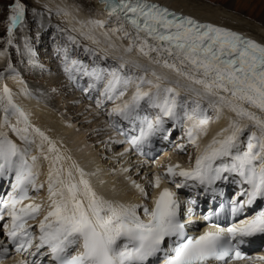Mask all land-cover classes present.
Instances as JSON below:
<instances>
[{"label":"snow or ice","instance_id":"snow-or-ice-1","mask_svg":"<svg viewBox=\"0 0 264 264\" xmlns=\"http://www.w3.org/2000/svg\"><path fill=\"white\" fill-rule=\"evenodd\" d=\"M103 2L108 6L109 18L114 17L118 25L111 31L121 32L123 38L130 40L126 52L136 48L149 58L150 63L174 73L177 77L175 84L200 97V100L209 101L217 113L216 119L220 118L224 108L237 117L230 120L228 127L217 133L203 152L197 155L194 168L177 171L179 165L169 166L168 174L173 178L183 177L185 183L196 181L201 185L227 180L224 173L238 176L240 179L233 182L248 187H242L239 193L246 199L233 201V218L244 214L246 208L264 202V118L245 107L248 105L264 112V45L234 31L179 15L151 0ZM6 7L11 13L8 16L7 43L12 45L13 30L23 25L26 9L19 0H12ZM94 23L104 27L102 21ZM25 49L31 52L27 43ZM3 55L0 52V56ZM71 63V69L65 67L70 79L74 78L71 72L75 70L100 82L107 71H88L79 67L77 61ZM123 67L121 64L120 68ZM8 69L15 72L10 63ZM151 74L156 83L145 80L143 76L137 77L139 83L130 101L112 109L113 113L125 120L138 117L141 101L159 109L160 114L154 122L147 116L142 118L140 134L131 139V144L139 145L157 130L156 126L163 123L162 117L177 118V109H186L191 104L190 111L184 112L187 119L193 121L186 135L190 144L198 146L197 137L206 134L212 118L206 114L200 100H181L175 88L162 86L160 81L168 80V76L157 74L155 70ZM108 75L110 78L103 91L108 100L114 99L119 88H127L133 82L132 77L121 75L119 69H112ZM0 79H3V73H0ZM181 80L186 83L181 84ZM144 83L152 84L156 91H142ZM123 95L124 91L121 90L115 98ZM0 110L4 113L0 122V179L14 174L12 191L6 198L0 195V222H5L7 218L10 223L5 222L0 228L17 252L50 256L55 264H152V258H156L157 264L161 260L162 264H230V261L245 259L238 248L239 244L245 243L244 238L264 236V206L232 223L227 227V235L205 231L199 236H189L181 220V204L168 188L159 194L152 209L144 207V214L149 217L144 222L137 213L138 206L114 205L96 195L84 179L82 169L74 164L64 169L61 162L65 157L40 129L28 123L26 114L14 103L13 94L6 85L0 92ZM11 116L16 117L12 131L26 145L35 142L30 138L34 133L40 138L38 147L41 151L46 142L47 152L55 153L44 156V159L50 160L48 194L52 210L39 222L40 235L35 244L33 241L36 237L25 225L28 219L36 218L40 205H21L30 198V186L38 190L37 173L33 171L37 157H31L32 163H29L28 147L20 148L8 139L3 129L9 125ZM241 119L249 120L251 125L241 127ZM21 123L24 126L18 127ZM246 131L248 134L245 137ZM72 167L79 173V182L75 181ZM65 172L67 180L64 178ZM160 179L156 177L155 187L160 186ZM172 182L175 183V179ZM135 186L140 188L138 184ZM183 186L184 183H176L177 188ZM33 248L35 251H29ZM44 248L48 251L41 252ZM74 249L79 250L72 254ZM8 252L9 248L0 239V254ZM18 264H28V261L21 260ZM31 264H40V261L33 260Z\"/></svg>","mask_w":264,"mask_h":264},{"label":"bare ground","instance_id":"bare-ground-1","mask_svg":"<svg viewBox=\"0 0 264 264\" xmlns=\"http://www.w3.org/2000/svg\"><path fill=\"white\" fill-rule=\"evenodd\" d=\"M28 1L40 12L41 10L43 11L47 10L50 14H52V17H54L55 21L61 22L63 24V27L68 31L69 34H71V36H75L78 39L80 38L82 40L81 42H83L87 46V48L99 50L101 53H103V55L115 58L120 65L121 64L124 65L125 62L130 63L134 67L135 66L137 67V65H140V67H137L140 76L144 77V75H146L147 72L152 76L151 74L152 70H155L157 74L166 75L169 77V79L163 80L162 82H164L167 85V87L175 88L176 91L179 92V94L181 91H184L185 94L187 95H190V96L193 95V99L200 100V97L195 96V94L186 91L184 87H181L174 83V81L177 79L174 73L170 72L167 69L160 67L159 65L150 63L149 58L143 56L138 51V49L133 48L131 52L125 51V49L130 44V40L127 38H123V33L121 32L114 33L111 31L112 28L118 27V25L114 22V17L110 19L108 15L106 14L105 10L103 9L105 5L103 4L104 3L103 1L102 2H99L98 0H28ZM155 1H159L162 4H165L176 11L193 16L194 18L198 20L209 21L212 23L220 24L222 26L234 29L264 44V15L259 16L257 21L254 22V24H252V22L249 23L245 19V17H243L241 14L240 15L236 14L230 5L231 3L225 4L219 7L218 6L213 7L201 0H155ZM50 19L52 20V18ZM96 21L104 22V27H100L96 23H94ZM39 38H40V42H43L41 41L42 39H44L43 36L40 35ZM47 40L48 39L44 40V43H46ZM55 51H56V48L54 47L52 49H49V52L46 53V55L42 54V57L40 60H43L44 62L46 61V64L43 66L41 64L35 63L34 60H29V62H31V65L35 67H41L42 71L43 70L45 71V69L47 70V68H52V71L50 73H47L45 71V75H44L45 78H42V76L38 74L37 76L32 75V78H35L36 80L38 79L42 81L43 80L49 81L50 83H53V86H57V87H58L57 81L59 82V80H61L62 82V80L64 79L66 82L69 83L68 85L73 90L80 89L79 93L78 94L75 93L74 96L71 98V101H70L71 107H69L70 106L69 105L68 108H66V110L69 112L74 110L73 114L69 113V115L66 116L65 114H63V112L61 113L60 111L61 108L58 107L57 99L56 101L52 99L46 90L42 91V88H37V85H35L32 89L25 86L22 80L25 79L23 76H25L26 78L27 77L29 78L28 74H25V73H24L25 75L20 74L21 76L20 75H19L20 77L18 76L20 79H18V77L15 78L16 73L14 74V72L7 71L9 70V69H6L7 60L3 56H0V70H3L2 71L3 79H0L1 80L0 92H2V89L5 85L11 90L13 94L14 103L18 105L23 110V112L26 114L28 118V123L33 128L40 129V131H42L51 141L55 143L56 148L59 150V153L63 157H65V159L61 162L63 165V168L68 169L74 164L78 168L82 169L83 172L85 173L84 179H86L89 182L90 187L92 188V190L96 193L98 197H101V193L106 187L105 182L102 180L106 179L110 182L114 181L116 183V179H117L116 177L118 176L120 179H119V184L117 185V187H118L120 194L118 197L117 190L113 189V191H111V194H110L112 199H115V198H120L122 200L125 199L124 201L127 206L128 205L138 206L137 213L140 209H142V212L139 213L138 215L140 216L141 220L146 222L148 220V217L144 214L143 209L144 207H147V208L150 207V205L153 202L154 194L161 191L162 188H166L167 180L165 179L164 173L159 172L161 173L160 174L161 177L159 176L161 178L160 186L155 187V179L157 177V175L155 174L156 172L153 169L151 171H148L147 165L149 162L146 161L145 159L142 160L137 157L134 158L136 160L134 161V164L135 163L137 164H135V166L132 167L133 169L132 173H135V176L133 178V181L130 180L132 179L131 178L132 176H131V172H129L128 170L131 168L133 162H130L131 160L129 161L125 159L127 156H132L131 154H133L131 153V151L129 153L128 150L133 146L131 144V139L133 137H138L140 134L139 129L141 126V122H139L138 124H135V120H126L130 124L134 125L133 129L129 131V130H126L127 126L117 118L119 121L118 124L122 123L123 130L120 131L119 128L117 129L116 127L112 129L110 127L105 128V131H104L105 133H102V136L100 138L94 139V141L96 143L98 141V143L96 144L97 148L96 149L93 148L91 145L92 142L88 143V140L86 139L95 133V131L101 125V123L104 122V118H102L101 116L92 117V116H98L101 114L100 110L96 109L98 106L95 108L97 111L96 113L97 115H96L94 113V110L93 112H91V110L94 108V107L93 108L91 107L92 105L89 106L90 104L88 105L82 102L83 100H86V98H88V95L90 96V94L87 93L86 91L85 92L81 91V87H82L81 79H83V77L78 76L80 75L79 72L78 74H76L75 70H73L71 72V76L74 78L70 79V73L65 71L66 66L71 69L73 67L71 62L77 61V60L76 59L69 60L67 58L68 57L67 55L68 51H67L66 53H62L60 55V62H57V61L55 62V59H54ZM61 52H62V49H61ZM40 53H42V51ZM64 57H66V60L63 61L62 59H64ZM120 65H119V68H120ZM78 66L82 67L81 65H78ZM38 69L37 70L35 69L34 71L39 72ZM120 69L122 70L123 68H120ZM126 69L127 68H125L124 71ZM145 69H147V71H145ZM84 77L88 78L89 76H84ZM144 78L145 80H149L146 77ZM184 83L186 82L181 80V84H184ZM36 90H39L43 93L42 95L43 99L39 98L34 93V91ZM141 90L155 92L156 89L152 86V84L144 83L141 86ZM115 96H118V94L115 93L114 98ZM100 98L102 99V102H104L103 94L100 95ZM91 101H93V98ZM200 101L204 102V105L210 106L208 100H200ZM114 102H117V100H115ZM91 104H93V102ZM86 105H88L90 109L87 108L80 115H84L86 118H88L87 119L88 123L86 122L88 124V127L84 130L82 129L80 130L77 126L79 123L78 121H80L79 120L80 118L79 116L77 117L75 113H78L80 109H82V107L84 108ZM116 106L117 105H115L114 107ZM245 107L248 108L249 111L256 113V115L260 116L261 118H264V112H260L258 109L250 107L248 105H245ZM3 116H4V113L0 115V122L3 121ZM233 119H237V117L235 116V113L229 111L227 108H224L220 112L219 119H216V115H215L214 118L211 119L210 123L207 125V131L209 130V132L206 131V134H200L197 137V145H198L196 147L197 155L203 152L204 148L212 141L213 137H216V134L218 132L222 131L220 130L222 128L221 126L225 125L226 123H229L230 120H233ZM81 121H84V118L81 119ZM107 122L105 120V123H103L104 127ZM190 123L191 122H189V124ZM239 123L241 127H249L251 125V122L247 119H241ZM189 124H187L186 126H188ZM12 125H16L15 116L10 117L9 125L3 129V131L7 134L8 139H10L13 143H15L20 148L28 147L29 163H32L31 157L33 156L37 157L34 167H33V171L37 173L36 185H37L38 190L37 189H34V190L38 193V195L37 196L29 195L30 198L27 200H24L21 205V206L27 205V204L40 205V214H37L35 219H28L25 225L26 228L32 231L34 237H36V239L33 241V243L35 244L38 242V237L40 235L39 227H38L39 222L44 218V216L47 214L48 211L52 210L51 200L49 199V194H48V172H49L50 160L44 159V156L45 155H49V156L55 155V153L50 154L47 152L48 144L46 142L43 146V151H41V149L38 147V145L40 144V138L39 136H36L34 133H32L30 138L34 139L35 142L32 144L26 145L25 142L22 141L15 132L12 131V128H11ZM17 126L23 127L24 125L21 123ZM124 126H126L125 129H124ZM29 131L31 132V128L29 129ZM163 132L165 133V130ZM168 134L169 133L166 134V137H168ZM213 134H215V136H213ZM247 134L248 132L246 131L244 136L246 137ZM174 136L175 134L172 135V138H170V141H168L167 144H164L166 150L170 152L168 156H170L171 154L173 155V158L169 159L164 164L167 165L168 167L169 166L175 167L176 165H179V168L176 169L177 171H179L180 169L188 170V169L194 168L195 164L193 166L191 165L190 167H188V165H186L188 163L185 164L184 161L182 164L175 163L176 161L174 159V156L176 157L177 155L178 157L179 155L184 153L186 150H188L189 146L192 144H190L189 142H186L178 149H175V144L171 145V139H173ZM101 138L104 140L102 141ZM150 138H152V134L147 139L142 141L139 145L143 146L144 144H147ZM243 138L244 137H242V139ZM100 141L101 143H99ZM180 141H184V140L180 139ZM180 141H177V142L179 143ZM120 144H123V147L121 149L117 147ZM105 149H107L108 153H106ZM96 151H102L103 154L107 155V157L104 160L100 161V158L96 156L97 155ZM166 154H167L166 152L163 154L162 156L163 160L165 158H168ZM89 155H95V158L92 162L89 160L87 161L85 159V157H88ZM99 161L101 162V164ZM95 163H97V165ZM160 163L161 161L158 159L157 164L160 165ZM154 164L155 163H153V165ZM163 168L165 169V166ZM95 169L101 170V172L97 173L99 175H94ZM71 170L73 172L75 181L79 182L80 176H79V173L76 172V168L72 167ZM140 174L142 176H140ZM147 176L149 177L147 178ZM64 178L65 180H67L66 172L64 173ZM177 178H180V176H177ZM133 182H135V184ZM12 183H14V174L7 176L3 179H0V195H3L6 198L7 194L12 191L11 189ZM176 183L186 184L184 182V179H180L179 181H176ZM136 184L140 185V188H137L135 186ZM40 185H43V187H39ZM189 186H191V189L189 191L191 196L188 198V202L190 201L192 203H190L189 205V203L186 201V203L184 204V207H185L184 223H188L194 219L192 216V212L197 209L196 204L198 203V201H195V199L199 196L198 190L195 189L194 184L189 183ZM241 186L244 188L248 187V185H241ZM82 187L83 186L81 185V188ZM218 187L219 186H216V188ZM30 188L32 187L30 186L29 189ZM141 189H143V191H141ZM173 193L175 194V197H177L178 199L181 198V201L184 200L182 199V196L181 197L176 196L177 193L175 191H173ZM56 198L59 199V197H56ZM109 199L111 198H105L104 200L110 201L114 205H119L115 203L113 200H109ZM142 216H146V218L142 219ZM5 222L10 223V221H8L7 218ZM5 222H0V225H2ZM0 235H3V230H2V234L0 231ZM33 249H30V250H33ZM77 250L79 249H76V251ZM47 251H48L47 248L41 249V252H47ZM37 255H38L37 260L42 261L40 264H50L48 262L49 259H46L47 256H40L39 254ZM17 256H18L17 258L18 261H21L24 259L29 262L31 259V255H29L28 252H17L14 258H16ZM8 261L11 263L13 259L12 258L11 260L10 258L2 259V261H0V264H10V263H7ZM152 264H155V263H152Z\"/></svg>","mask_w":264,"mask_h":264},{"label":"rangeland","instance_id":"rangeland-1","mask_svg":"<svg viewBox=\"0 0 264 264\" xmlns=\"http://www.w3.org/2000/svg\"><path fill=\"white\" fill-rule=\"evenodd\" d=\"M201 1L206 2L207 4H209L210 6H213V7H217V6L219 7V6H223L225 4L231 3L230 5L233 8V11L236 14H239V15L241 14L243 17H245V19L249 23L252 22V24H254V22L257 21L259 16L264 15V0H201ZM19 2L23 5H25V9H26L25 19H24L22 26H18L16 29L13 30V44L9 45L7 43V40H8L7 25L9 23L8 16L11 13H10V9L7 8L6 6L10 5L12 3V0H0V52L4 53L3 57L7 60L6 69H8V64L10 63L12 65V67L15 69V72H14V74L16 73L15 78H17L20 74L21 75L22 74L23 75L28 74L30 79L28 77L26 78L25 76H23L25 78L24 80H22L24 85L29 87L30 89H32L35 85H37V88H42V91L46 90L52 99H54L55 101L57 99V104H58V107L61 108V110H60L61 113L63 112V114H65L66 116L69 115V113L73 114L74 110L69 112L66 110V108H68V106L70 105L71 98L74 96L75 93L78 94L80 89L79 90H77V89L73 90L68 85L69 83L66 82L64 79L62 80V82H61V80H59V82L57 81V84H58V87H57V86H53V83H50L49 81H44V80L42 81V80H38V79L36 80L35 78H32V75L37 76V74L41 75L42 78H45V76H44L45 71L47 73H50L52 71V68H47L48 71L46 69H45V71L44 70L42 71L41 67H35V66L31 65V62H29V60H34L35 63H37V64H41L42 66L45 65L46 61L44 62L43 60H40V59L42 57V54L46 55V53L49 52V49H52L54 47L56 48V51L54 54L55 55L54 56L55 62L56 61L60 62V55L62 53H66L68 51V53H67L68 57L67 58L69 60L76 59L77 62L79 61L78 65H81L83 68H87L88 71H92L93 69H97V70L106 69L107 70L103 73L104 79L100 82H97L92 77L85 78L84 77L85 75H83V72H81V71L79 72L80 75H78L79 77H83V79H81V85H82L81 91H83V92L86 91L87 93L90 94V96L88 95V98H86V100H83L82 102L84 104H88V105L90 104L89 106L92 105L91 107L92 108L94 107V108L91 110V112H93V110H94L95 114L97 113L96 109H99V110L101 109L103 114L106 111V107L103 106L102 99L100 98V96H98V94H100V95L103 94V90H102V93H99V90L101 89L104 81H106V79L110 78L108 75V72H110L112 69H119L121 75L132 77L133 82L131 84H129L127 86V88H130L132 85L136 84L137 77H141L139 74L138 68L136 66L134 67L133 65H131L129 63L131 68H127L125 71H123L119 68L120 64L118 63V61L115 58L103 55V53H101L99 50L87 48V46L83 42H81L82 40L80 38L78 39L75 36H71V34H69L68 31L63 27V24L61 22L55 21L54 17H52V14H50L47 10H44V11L41 10V12H40L28 0H19ZM36 11H37V13H36ZM45 12H47V13H45ZM50 18H52V20ZM43 31H45V32H43ZM40 35L43 36V38H44L41 40L43 42H40V38H39ZM69 37H72V39L70 40ZM46 39H48V40L46 43H44V40H46ZM39 42H40V44H39ZM26 43L31 48V52H28L25 49ZM34 44H38V48ZM18 49H19V51H18ZM61 49H62V52H61ZM41 51H42V53H40ZM69 52H70V54H69ZM24 57L26 58V60ZM62 60L63 61L66 60V57H64V59H62ZM69 63H70V61H69ZM34 68L36 70L39 68L38 69L39 72L34 71L35 70ZM31 69L33 70V72ZM2 71L3 70H0V73H3ZM7 71H10V70H7ZM75 73L78 74L77 71H75ZM19 77H18V79H20ZM144 77H146L147 79H149L155 83L157 82L155 77H153V76L148 77L147 73H146V75H144ZM0 82H1V80H0ZM160 82L163 85L164 82H162V81H160ZM90 85H94V87H90ZM127 88H119L118 91H121V90L126 91ZM34 93L39 98L43 99V96H42L43 93L41 91L36 90V91H34ZM92 97H93V101H91ZM67 99H68V101H67ZM114 99H116V98H114ZM180 99L181 100L188 99L190 101L195 100V99H193V96L192 97L191 96H187V97L182 96V97H180ZM65 101H67V102H65ZM92 102H93V104H91ZM66 103H68V104H66ZM80 103H79V105H80ZM200 103H201L202 107L206 109V114L209 117L213 118L212 110L207 105H204L203 102L200 101ZM88 105H86L84 108L82 107V109H80V111L78 113H75L76 116L77 117L79 116V118H80L79 119L80 121H78L79 123L77 125L80 130L81 129L84 130L88 127V124H87L88 118H86L84 115H80L83 113L84 110L89 108ZM142 105H144L143 107L148 108L147 106H145L146 104L142 103ZM69 107H71V105ZM191 107H192V105L189 104L186 109H179V108L177 109L178 117L176 118V120L178 121V129H177L178 132L173 137V139L171 140V145L175 144V149H178L179 147H181L186 142H189L187 140V135H186V132H187V129L189 128V126H186V125L189 124V122L193 123V121L188 120L187 117L184 115V112L190 111ZM153 111L154 110H149V112L144 111L145 113L140 112V113H138L137 119L142 120L141 118H143L145 116H147L148 119H150L153 116V113H154ZM2 113H3V111L0 110V115ZM94 113H92V114H94ZM106 113L108 115V119H106V122L109 120L107 122L108 125L106 123L107 126L106 125H105V127L103 126V123H105V120H104V122L101 123V125L97 128L95 133L92 135L94 137V139L100 138L102 136V133H105L104 132L105 128L112 127L111 124H114V123L116 124V122H114L116 120V118H115V116L113 117L110 115V110L106 111L105 114ZM92 117H99V115L98 116H92ZM83 118H84V121H81V119H83ZM170 129H171L170 124L166 125L164 128L165 133L163 132L164 131L163 130L162 133L157 134L158 139L164 138L165 134ZM96 133H97V135H96ZM155 135L156 134H154V136ZM180 139H183L184 141H180ZM101 140L103 141L104 139L101 138ZM174 141H176V142H174ZM177 141H180V142L178 143ZM94 143H96V142L94 141ZM97 143H98V141H97ZM99 143H101V141ZM196 147L197 146L190 145L189 149L186 150L184 153H182L178 157H177V155H176V157L174 156V159L176 161V162L175 161L174 162L178 163V164H182L184 161L185 164L186 163L190 164L192 162L193 157L195 156ZM164 151L167 153L166 156H168L170 154V152H168V150H166L165 146H160V150L156 151L153 154L154 157L149 159V163L147 166L151 168L150 170H152L153 163H156L158 161V159L161 161L160 165L163 166V165H165L164 163H166L169 159L173 158V155L171 154L170 156H168V158H165L163 160L162 156L165 153ZM179 161H181V162H179ZM30 191L32 192L33 190L31 189ZM31 194L33 195V194H35V192H32Z\"/></svg>","mask_w":264,"mask_h":264},{"label":"water","instance_id":"water-1","mask_svg":"<svg viewBox=\"0 0 264 264\" xmlns=\"http://www.w3.org/2000/svg\"><path fill=\"white\" fill-rule=\"evenodd\" d=\"M99 2H102L103 0H98Z\"/></svg>","mask_w":264,"mask_h":264}]
</instances>
